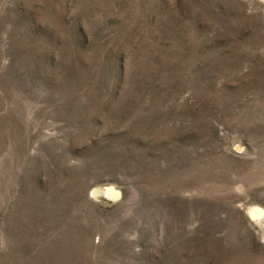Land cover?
<instances>
[{
  "label": "rangeland",
  "instance_id": "rangeland-1",
  "mask_svg": "<svg viewBox=\"0 0 264 264\" xmlns=\"http://www.w3.org/2000/svg\"><path fill=\"white\" fill-rule=\"evenodd\" d=\"M258 207L264 0H0V264H264Z\"/></svg>",
  "mask_w": 264,
  "mask_h": 264
},
{
  "label": "water",
  "instance_id": "water-1",
  "mask_svg": "<svg viewBox=\"0 0 264 264\" xmlns=\"http://www.w3.org/2000/svg\"><path fill=\"white\" fill-rule=\"evenodd\" d=\"M99 192L97 188H95L92 192L93 195H96ZM105 196L107 199L111 201H119L123 197V191L121 189L116 188L111 185L106 188Z\"/></svg>",
  "mask_w": 264,
  "mask_h": 264
},
{
  "label": "bare ground",
  "instance_id": "bare-ground-1",
  "mask_svg": "<svg viewBox=\"0 0 264 264\" xmlns=\"http://www.w3.org/2000/svg\"><path fill=\"white\" fill-rule=\"evenodd\" d=\"M251 215L253 217H263L264 213H263V210L259 209V207H258V208H255L251 211Z\"/></svg>",
  "mask_w": 264,
  "mask_h": 264
}]
</instances>
